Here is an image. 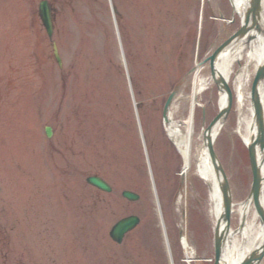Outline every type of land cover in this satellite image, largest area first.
Wrapping results in <instances>:
<instances>
[{"label":"rangeland","instance_id":"rangeland-1","mask_svg":"<svg viewBox=\"0 0 264 264\" xmlns=\"http://www.w3.org/2000/svg\"><path fill=\"white\" fill-rule=\"evenodd\" d=\"M50 1L53 39L38 14L41 0H0V264H172L164 221L175 264H213L210 191L195 171L178 187L184 159L165 131L163 107L197 56L236 30L241 16L231 0ZM246 62L235 63V71ZM192 87L191 76L174 102L180 111L172 107L176 118L189 115ZM219 99L212 83L200 94L205 109L194 114L196 137L216 116ZM247 103L234 104L215 143L236 203L252 183L238 133ZM92 175L113 190L89 184ZM127 189L140 200L125 198ZM130 215L141 221L117 243L110 230ZM238 224L234 214L232 227ZM179 230L195 251L191 263Z\"/></svg>","mask_w":264,"mask_h":264},{"label":"bare ground","instance_id":"bare-ground-1","mask_svg":"<svg viewBox=\"0 0 264 264\" xmlns=\"http://www.w3.org/2000/svg\"><path fill=\"white\" fill-rule=\"evenodd\" d=\"M250 3L251 0H231L234 12L241 14L244 19ZM261 12L262 32L259 33L257 30L252 29L248 34L243 36L239 42H236L229 48L223 50L215 60V67L217 68V72L220 74V76H223L228 82L232 81L231 83L233 84V88L237 94V97L240 98V106L243 102H245V100L248 102L250 100V80L253 74L251 66L254 65V70L256 71L257 67L264 62V0H261ZM244 58L247 60L246 65L241 70L235 71V63H240ZM194 81L198 82V84H196L201 91L205 88V86L210 85L213 80L211 81L210 78H203L201 73L196 71V77ZM95 87L96 86L93 88ZM93 88L90 87V90ZM130 89L133 93L134 89L132 84H130ZM194 90L195 84L193 83L192 91L195 92ZM261 96L264 101V92L262 90ZM91 98L92 97L90 96L88 103H90ZM228 100L229 96L227 93L222 92L219 99V107L224 108ZM173 107L174 110L178 112L181 109L180 103H176ZM189 110V115L184 118H176L174 112L171 110L168 130L171 138L176 142L183 156V172L185 179L188 177L189 173L195 171L198 176L207 182L210 191L211 213L216 224L220 215L224 212L221 180L217 175L215 165L211 160L206 141L205 143L203 141L201 142L203 138L202 134L196 137L193 117L196 111L195 102L192 101ZM253 113L254 112L251 104L247 103L245 110L239 115L238 133H240V136L245 143L252 142L253 136H257V126ZM86 116L88 117L87 112ZM216 124L217 125H215L213 129V137L219 133L223 125V119L220 120V123L217 122ZM195 146H197V149ZM257 155L259 157L258 161L263 174L261 203L264 209V152L259 147H257ZM230 191L232 194L233 203L232 214L238 215L239 224L236 228L230 225L228 240L224 248V261L222 263L240 264L244 258L249 257L248 254L251 251L259 250L261 253V258L256 264H263L264 254L262 252H264V222L261 221L258 208H256L253 201L248 200L249 197H247V199L242 202L236 203L234 200L231 184ZM158 211L161 212V209L159 208ZM221 227L224 228L225 223H223ZM163 231L165 233L166 246L168 248L170 258H172V264H175L172 251L173 247L165 221L163 222ZM181 243L186 253L187 262L191 263L193 251L190 249L191 245L187 237L182 238Z\"/></svg>","mask_w":264,"mask_h":264},{"label":"water","instance_id":"water-1","mask_svg":"<svg viewBox=\"0 0 264 264\" xmlns=\"http://www.w3.org/2000/svg\"><path fill=\"white\" fill-rule=\"evenodd\" d=\"M261 0H251L250 6L245 14V20L242 27L228 40H226L221 46H219L215 52L209 57L211 62L212 77L217 82L220 90H226L229 94L228 103L218 116L212 121L209 127L205 130V140L209 148V153L213 164L215 165L217 175L221 180L222 197H223V208L224 212L220 215L217 225L215 228V262L214 264H223L224 261V248L229 236V228L231 225V214H232V194L230 191V183L228 176L225 172L223 165L221 164L215 149H214V139L212 135V130L215 124L221 119L225 120L232 106V91L225 79L219 75L217 68L215 67V60L219 54L229 48L232 44L239 42L243 36L249 33L252 29L257 30V32H262L261 24ZM40 14L43 19L44 25L46 26L50 36L53 34V19H52V9L47 1L41 2ZM54 51L58 62L61 64V58L59 56L58 48L54 44ZM202 64V63H200ZM194 69L191 70L192 73ZM264 86V62L260 64L254 82L252 86V101L255 110V122L257 124V136H253L252 142L248 144L251 167L253 172V184L248 200L254 202L256 208H258L261 221L264 222V209L261 203V190L263 182V174L258 161L257 147L259 146L264 152V106L260 96V86ZM176 91H174L168 98L165 109L164 116L168 121V111L169 107L173 101ZM48 136H51V128H47ZM264 160V159H263ZM88 182L97 186L98 188L106 191H111V187L103 179L97 176H91L88 178ZM124 196L131 199H139V195L132 191H124ZM247 200V201H248ZM140 222L138 216H129L120 220L112 229L111 235L113 238L121 242L125 233L133 229ZM225 223V227L222 228L221 225ZM264 246V245H263ZM252 251L240 264H256L260 261L261 253L260 251ZM264 251V250H263ZM264 254V252H262Z\"/></svg>","mask_w":264,"mask_h":264}]
</instances>
